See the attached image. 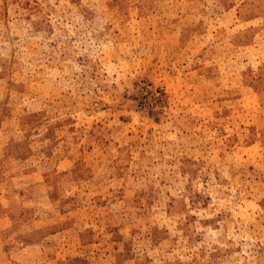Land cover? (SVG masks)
<instances>
[{
    "label": "rangeland",
    "instance_id": "obj_1",
    "mask_svg": "<svg viewBox=\"0 0 264 264\" xmlns=\"http://www.w3.org/2000/svg\"><path fill=\"white\" fill-rule=\"evenodd\" d=\"M0 264H264V0H0Z\"/></svg>",
    "mask_w": 264,
    "mask_h": 264
}]
</instances>
